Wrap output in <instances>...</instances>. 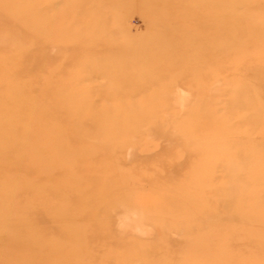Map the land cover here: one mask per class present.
<instances>
[{"label": "rangeland", "instance_id": "rangeland-1", "mask_svg": "<svg viewBox=\"0 0 264 264\" xmlns=\"http://www.w3.org/2000/svg\"><path fill=\"white\" fill-rule=\"evenodd\" d=\"M0 264H264V0H0Z\"/></svg>", "mask_w": 264, "mask_h": 264}, {"label": "bare ground", "instance_id": "bare-ground-1", "mask_svg": "<svg viewBox=\"0 0 264 264\" xmlns=\"http://www.w3.org/2000/svg\"><path fill=\"white\" fill-rule=\"evenodd\" d=\"M5 24H7V22ZM7 26H9V24H7Z\"/></svg>", "mask_w": 264, "mask_h": 264}]
</instances>
